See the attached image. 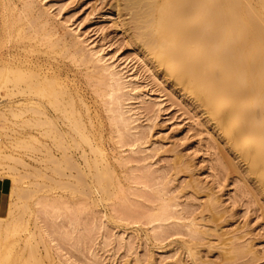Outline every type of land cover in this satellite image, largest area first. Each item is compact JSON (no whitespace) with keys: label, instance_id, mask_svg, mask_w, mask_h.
Returning <instances> with one entry per match:
<instances>
[{"label":"rangeland","instance_id":"rangeland-1","mask_svg":"<svg viewBox=\"0 0 264 264\" xmlns=\"http://www.w3.org/2000/svg\"><path fill=\"white\" fill-rule=\"evenodd\" d=\"M144 5L0 0V264H264L263 164L220 122L237 101L213 113L227 78L205 101L167 71Z\"/></svg>","mask_w":264,"mask_h":264},{"label":"bare ground","instance_id":"bare-ground-1","mask_svg":"<svg viewBox=\"0 0 264 264\" xmlns=\"http://www.w3.org/2000/svg\"><path fill=\"white\" fill-rule=\"evenodd\" d=\"M249 1L240 5V0H146L143 13L150 17L147 23L145 21L150 29L147 44L152 47L156 59L169 72L178 68L175 74L202 89L205 101L208 94L214 92L217 81L227 78L226 84L219 87L224 93L217 100L213 113L237 101L220 122L238 143V148L252 139L251 150L245 158L253 166L262 163L264 171V16H259L264 15V0ZM231 8L233 11L226 14ZM195 19L200 22L191 26ZM253 29L256 31L248 36L247 32ZM215 43L223 46L213 51ZM228 71L233 74L228 76ZM3 81L0 77V89ZM256 104L262 110L258 120L250 124L236 123L239 110ZM6 115L1 105L0 119ZM2 152L0 150V158L6 154ZM261 180L264 181V175ZM4 219L6 217L0 215V222Z\"/></svg>","mask_w":264,"mask_h":264},{"label":"crops","instance_id":"crops-1","mask_svg":"<svg viewBox=\"0 0 264 264\" xmlns=\"http://www.w3.org/2000/svg\"><path fill=\"white\" fill-rule=\"evenodd\" d=\"M8 182L5 181V179L0 177V206L3 203L4 200V194L6 193L7 189H8Z\"/></svg>","mask_w":264,"mask_h":264}]
</instances>
